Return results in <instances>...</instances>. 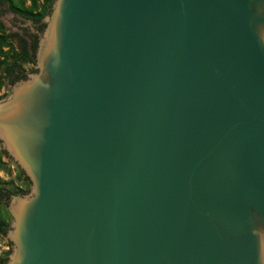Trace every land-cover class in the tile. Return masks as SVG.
Wrapping results in <instances>:
<instances>
[{"label": "water", "instance_id": "95a60500", "mask_svg": "<svg viewBox=\"0 0 264 264\" xmlns=\"http://www.w3.org/2000/svg\"><path fill=\"white\" fill-rule=\"evenodd\" d=\"M0 101L5 264H264V0H55Z\"/></svg>", "mask_w": 264, "mask_h": 264}, {"label": "rangeland", "instance_id": "374dc122", "mask_svg": "<svg viewBox=\"0 0 264 264\" xmlns=\"http://www.w3.org/2000/svg\"><path fill=\"white\" fill-rule=\"evenodd\" d=\"M39 3H41L40 0H38ZM29 2L27 1L25 6H28ZM52 8V7H51ZM51 10V9H50ZM49 14V13H48ZM47 15L43 18V20L46 21ZM42 20V21H43ZM20 20L13 15L6 6H0V23L4 25V33H11V32H18V27H24V24L22 22H19ZM19 22V23H18ZM43 24V23H42ZM42 34V33H41ZM12 46L15 47V41L11 40ZM0 50L6 54V56H14L12 53L7 51L8 49L6 47H0ZM8 59L6 61V64H10L11 59ZM19 66L22 65V62L20 63L18 61L17 63ZM32 67L27 66L26 69L30 70ZM36 69V66H35ZM32 74L28 75L27 78L31 77ZM3 73L0 71V81L2 82V87L0 89V101H4L11 95V86L8 85L5 79H2ZM26 78V79H27ZM25 176L23 172L21 171L20 167L12 160L10 159L4 152V147L0 143V189L7 190L11 195L16 196H29L31 194V184L28 185L25 182ZM29 182V181H28ZM30 183V182H29ZM10 195V196H11ZM8 200L2 204L7 207ZM12 224V219L9 224V228ZM14 252L13 245L9 242V240L6 238V236L0 235V259L1 258H10Z\"/></svg>", "mask_w": 264, "mask_h": 264}, {"label": "trees", "instance_id": "16d2710c", "mask_svg": "<svg viewBox=\"0 0 264 264\" xmlns=\"http://www.w3.org/2000/svg\"><path fill=\"white\" fill-rule=\"evenodd\" d=\"M29 2L28 6H25L26 2ZM41 3H39L38 0H0V6H6L7 9L23 18L30 19L34 21L35 23H42L43 18L48 15L50 12V9L54 3L55 0H40ZM44 29V24H43ZM43 32V31H42ZM12 36L5 34L2 25L0 24V47H6L10 53L14 56H6L8 53L4 54L0 50V71L4 74H11L14 67H21L17 63L18 61L25 62V61H32L35 64V54L37 51V47L34 50V56L33 58L29 57L28 52H17L15 47L12 46L11 43ZM38 45V44H37ZM11 59L10 64H6V61L8 59ZM36 72V71H35ZM34 72V73H35ZM2 79H4L2 77ZM2 87V82L0 81V89ZM1 99V98H0ZM25 182L30 185L27 178L25 177ZM3 189H0V192H2ZM9 195V191H7ZM11 221V216L9 215L7 209L5 206H3L0 203V235L5 236L7 230L9 229V224ZM7 261V258H1L0 264H5Z\"/></svg>", "mask_w": 264, "mask_h": 264}, {"label": "flooded vegetation", "instance_id": "af4514ba", "mask_svg": "<svg viewBox=\"0 0 264 264\" xmlns=\"http://www.w3.org/2000/svg\"><path fill=\"white\" fill-rule=\"evenodd\" d=\"M12 14L20 20L19 22H22L21 25L24 24V27H18V32H11L7 34L12 36V40L15 41V49L17 52L24 50V52H28L30 58H33L34 50L37 47L40 35L43 31V24L35 23L30 19L23 18L14 13ZM0 24L2 25L3 30H5L4 25L2 23ZM27 66L32 68L27 70ZM35 71V64L32 61H25L22 62L21 67H14L11 74L7 75L3 73V78L8 85H12L20 80L26 79L28 75L33 74ZM9 197L10 195L7 193V190H2V192H0V203L4 204V202L7 201Z\"/></svg>", "mask_w": 264, "mask_h": 264}]
</instances>
